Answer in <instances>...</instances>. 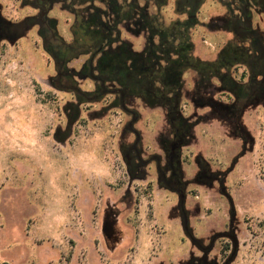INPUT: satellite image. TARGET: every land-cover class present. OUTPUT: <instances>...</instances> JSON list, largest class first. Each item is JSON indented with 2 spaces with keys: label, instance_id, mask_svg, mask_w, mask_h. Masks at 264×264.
Masks as SVG:
<instances>
[{
  "label": "rangeland",
  "instance_id": "1",
  "mask_svg": "<svg viewBox=\"0 0 264 264\" xmlns=\"http://www.w3.org/2000/svg\"><path fill=\"white\" fill-rule=\"evenodd\" d=\"M31 1L0 0V17L18 29L0 36V264H199L206 254L184 231L177 194L156 184L154 165L146 168L147 177H130L122 147L135 137L126 128L131 116L112 91L91 95L96 82L80 73L89 55L67 64L86 96L54 81L56 60L32 22L39 10ZM140 4L165 25L186 19L190 8L183 0ZM197 10L198 23L189 31L193 53L216 61L228 38L221 21L227 7L222 0H201ZM48 17L59 37L71 42L75 14L66 3L53 1ZM119 28L134 50L146 47L148 35L135 21ZM199 81L196 70L185 72L180 102L194 123L181 154L190 226L206 246L229 229L230 203L218 182L209 187L195 181L200 156L211 172L224 174L233 199L239 247L228 264H264V95L237 121L242 138L237 122L214 110L232 100L219 78L207 88ZM126 102L141 115L136 128L145 154L160 153L161 135L170 131L164 108L140 97ZM110 203L120 210L115 223L121 226L115 238L120 245L111 254L99 232ZM232 248L228 239H218L203 260L225 264Z\"/></svg>",
  "mask_w": 264,
  "mask_h": 264
},
{
  "label": "flooded vegetation",
  "instance_id": "2",
  "mask_svg": "<svg viewBox=\"0 0 264 264\" xmlns=\"http://www.w3.org/2000/svg\"><path fill=\"white\" fill-rule=\"evenodd\" d=\"M53 1L55 0H32L31 4L39 10L38 16L34 18L32 22L39 24L43 38L47 41L46 46L56 60L57 77L54 81L58 82L61 86L70 84L76 90L75 92H77V94H81V98L88 93L82 92L80 88L77 87L76 83H74L75 74L67 69L68 62L79 57V55L75 56V52L69 50L70 46H67V42L61 39L57 34L54 19L48 17L49 5H51ZM183 1L190 7L187 19L193 18L198 11L197 7L200 5L201 0ZM222 1L227 7V12L226 15L221 18V21L225 26L228 38L225 46L220 50L216 61L224 64L223 69H225V72L221 70L220 72L215 71L212 78H219L222 93L231 95L232 100L227 102L226 105L222 103L216 105L214 110H217L226 120L237 122L242 119L244 108L247 105L254 104L261 100L264 95V0ZM185 12L186 11L183 13ZM16 29V25L9 24L0 17V36H11ZM94 60L95 59L91 58L90 61L92 62ZM80 73L89 76L96 82L95 92H92L91 95L100 97L102 94L112 91L118 97V104H120L123 110L131 116V119L127 122L126 128L129 132H132L135 137L133 141L123 144L122 149L126 167L132 180L147 177L149 173L146 168L154 165L156 184L161 188L171 190L177 194V209L180 212V219L184 231L190 238L191 243L206 254L203 259H206L209 252L214 247L215 242L221 238L228 239L231 246H233L232 249H234L231 236L236 234V212L231 195L229 192L227 196L225 194V190L227 191L224 184L225 176L224 174L211 172L209 167L202 162L200 156L195 158V162L199 167L195 181L202 182L209 187H213L215 182H218L222 194L230 203V222L229 229L214 234L210 244L207 246L204 245L202 239L194 235L192 227L190 226V212L186 208L188 198L186 188L189 182L184 176L181 154L182 148L188 143L194 123L184 115L185 112L180 103L182 86L179 89L180 95L176 93L170 97H165L164 102L161 104L165 110L170 131H168L167 135H161L160 153L152 152L150 154H145L141 146V132L136 128L137 122L141 120V115L137 110L128 106L126 102L128 97H125L124 94L120 95L119 91H116V87L110 88L108 83L106 84L102 81L101 77L98 76V71L95 66H89V60L85 62ZM237 127L238 130H236V132L240 133L243 138L238 122ZM244 152L245 148H243V153ZM224 188L225 190H223ZM109 211H111L110 214L106 216V213ZM105 212L99 232L103 246L109 248L108 252L111 254L110 249L120 245L118 244L119 239L115 240V238L117 239L121 235V226L115 223V218L119 215L120 210L116 205L110 203ZM232 253L233 251H231L229 259L232 258ZM200 259L199 264H209L203 259Z\"/></svg>",
  "mask_w": 264,
  "mask_h": 264
},
{
  "label": "trees",
  "instance_id": "3",
  "mask_svg": "<svg viewBox=\"0 0 264 264\" xmlns=\"http://www.w3.org/2000/svg\"><path fill=\"white\" fill-rule=\"evenodd\" d=\"M61 1L75 14L74 38L67 43L69 50L74 51L75 56L89 55V66H95L106 84L116 83L120 95L140 97L151 107L161 105L165 97L180 95L187 70H196L204 87L210 83L214 72L224 67L223 63L194 55L189 31L198 23L196 13L193 18L177 19L165 25L158 16L149 13L140 0ZM129 21H135L148 35L142 51L134 50L121 38L119 25ZM91 58L95 59L93 63Z\"/></svg>",
  "mask_w": 264,
  "mask_h": 264
},
{
  "label": "water",
  "instance_id": "4",
  "mask_svg": "<svg viewBox=\"0 0 264 264\" xmlns=\"http://www.w3.org/2000/svg\"><path fill=\"white\" fill-rule=\"evenodd\" d=\"M18 30V29H17ZM225 190V188L223 189ZM225 194L227 196L228 194V191L225 190ZM232 238V241H233V244H234V249H233V253H232V258H230L229 260L226 261L225 264H228L229 261H231L233 259V257L237 254V251H238V247H239V240H238V237L236 236V234H234L233 236H231Z\"/></svg>",
  "mask_w": 264,
  "mask_h": 264
}]
</instances>
